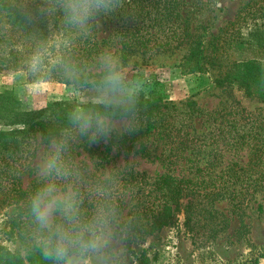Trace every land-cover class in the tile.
Returning <instances> with one entry per match:
<instances>
[{"label": "trees", "instance_id": "1", "mask_svg": "<svg viewBox=\"0 0 264 264\" xmlns=\"http://www.w3.org/2000/svg\"><path fill=\"white\" fill-rule=\"evenodd\" d=\"M239 3L234 19L211 33L207 21H197L205 9L190 0H123L120 9L99 14L87 29L67 23L57 0H0V72L27 71L31 80L90 89L100 72L94 67L107 56L125 62L136 53L150 59L180 50L183 75L212 72L225 94L208 111L172 101L154 84L141 97L140 128L109 138L120 149H99L70 122L73 102L26 111L12 93H0V209L13 208L3 234L19 248L0 245V264H51L35 243L28 214L31 194L46 181L78 191L88 215L102 190L121 217L133 219L130 232L117 234L128 244L172 223L178 212L190 230L218 232L228 217L218 202L240 211L247 196L264 193V107L247 108L234 95L264 104V0ZM51 141L62 146L65 177L36 174L39 147ZM119 154L159 169L152 174L133 163L108 166ZM261 260L264 252L244 264ZM139 264H148L144 252Z\"/></svg>", "mask_w": 264, "mask_h": 264}, {"label": "rangeland", "instance_id": "2", "mask_svg": "<svg viewBox=\"0 0 264 264\" xmlns=\"http://www.w3.org/2000/svg\"><path fill=\"white\" fill-rule=\"evenodd\" d=\"M240 1L190 0V2L200 3L205 9L197 21L200 18L202 21H207L210 30L207 31L211 33L216 31L221 21L234 19L241 5ZM100 28L105 29V26ZM110 51L113 52V49ZM181 55L182 51L177 50L173 53H154L150 59H147V56L142 57L136 53L135 57L125 62H122L123 59L118 55L110 56L118 58L130 74L137 73L144 79L147 82V89L157 84L160 92L172 101H190L208 111L217 109L225 94L222 95L216 88L213 73L183 75L177 66ZM102 67L103 63L99 67H94V71H101ZM5 91L12 93L20 107L26 111L41 110L52 102L61 100L73 102L77 108L84 107L89 104L88 98L92 95L89 88L76 89L74 86L43 81L40 78L31 80L27 71L0 72V93ZM234 95L241 99L247 108L264 107V104L256 105L248 99H242L237 92H234ZM109 144V139L96 143L100 146L99 149H104L107 145L110 149ZM39 149L35 164L36 174L44 176L41 163L50 156V152L55 149V144L53 141L43 143ZM111 149H120V147L113 146ZM114 153L117 154V151L114 150ZM131 163L135 168L152 174L159 169L157 164L147 162L138 156L133 157L131 154L128 158H124L121 154L116 155L108 166ZM23 182L24 185L28 184L27 179ZM46 182V184L49 183ZM57 187L62 192L70 191L67 186ZM246 201L248 203L240 211L231 208L225 201L217 203L218 210L225 209L226 211L223 212L228 216L225 220L221 219L223 223L221 222L222 226L216 228L218 232L213 229L210 231V228L190 230L185 224L183 213L178 212L172 223L134 242L129 241L132 242L130 244L120 237L107 250L105 264H139L142 252L148 264H244L249 262L251 257L264 252V193L247 196ZM259 206H262V209L258 210ZM12 216V207L4 206L0 209V245L15 250L19 249L18 243H11L3 234ZM260 264H264V260H261Z\"/></svg>", "mask_w": 264, "mask_h": 264}, {"label": "clouds", "instance_id": "3", "mask_svg": "<svg viewBox=\"0 0 264 264\" xmlns=\"http://www.w3.org/2000/svg\"><path fill=\"white\" fill-rule=\"evenodd\" d=\"M67 23L87 29L101 13L107 15L123 6V0H57ZM88 102L70 114V122L93 143L113 134L140 128L141 97L147 94V82L137 73L130 74L113 56L103 60L102 70L91 82ZM62 146L41 163L45 175L65 177L69 173L61 161ZM95 210L85 214L78 191L62 192L55 183L38 187L30 196L28 214L34 225L35 243L51 264H105L107 250L117 234L130 232L133 219L119 215L114 201L102 190Z\"/></svg>", "mask_w": 264, "mask_h": 264}]
</instances>
